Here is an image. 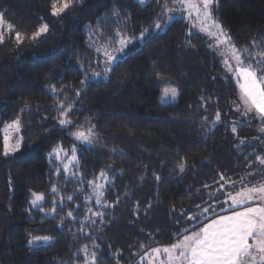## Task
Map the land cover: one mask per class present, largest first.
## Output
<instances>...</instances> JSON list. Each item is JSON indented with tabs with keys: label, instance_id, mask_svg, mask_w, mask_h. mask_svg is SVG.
<instances>
[{
	"label": "trees",
	"instance_id": "obj_1",
	"mask_svg": "<svg viewBox=\"0 0 264 264\" xmlns=\"http://www.w3.org/2000/svg\"><path fill=\"white\" fill-rule=\"evenodd\" d=\"M171 2L74 0L53 16V0H0V264H85V247L98 264H147L141 258L176 242L192 212L213 205L223 215L228 193L264 182L260 121L235 110L239 87L204 37L188 35L182 19L156 33ZM218 16L232 42L253 53L264 0H218ZM43 24L48 31L33 40ZM122 38L132 51L103 79L96 51H113ZM163 81L177 88L175 102L161 103ZM15 119L21 148L5 156L2 128ZM89 128L91 145L75 138ZM60 149L59 159L50 155ZM93 182L104 185L100 205ZM32 192L45 195L43 211ZM45 235L50 245L29 244Z\"/></svg>",
	"mask_w": 264,
	"mask_h": 264
},
{
	"label": "snow or ice",
	"instance_id": "obj_2",
	"mask_svg": "<svg viewBox=\"0 0 264 264\" xmlns=\"http://www.w3.org/2000/svg\"><path fill=\"white\" fill-rule=\"evenodd\" d=\"M144 2L145 0H140L141 4ZM216 2L217 0H173L177 7L170 11L175 12L184 9L189 19L195 14V19L200 22L201 30L215 35L218 47L221 45L225 46V51L234 61L233 65V63L225 59L226 69L236 79L239 87V103L235 110L242 112L245 116L251 114L249 116L250 119L259 118L261 122H264V49L253 55L248 46L238 48L219 21L213 16V5ZM73 3L74 0H53L51 14L59 16L69 9ZM172 18L171 15L168 17L169 20ZM3 25V14H0V26ZM155 28L163 31L159 23L155 25ZM213 30L215 31L213 32ZM7 31H14L13 25L8 24ZM47 31L48 25H41L32 36V39H37L42 33ZM147 31V29H143L139 39L143 40ZM15 38L18 43L23 39L19 32L15 33ZM4 40V31H0V43H3ZM131 42L130 39L122 38L120 40V48L117 51L123 52ZM252 47L259 48V45L256 41H253ZM105 55L107 60L104 66V75L107 76L108 73L114 71L112 65L117 57L107 52ZM93 76L99 77L100 73L94 72ZM81 83L83 84L84 81ZM52 91L55 92V87H53ZM178 94L177 88L169 85L163 89L161 100L164 102L169 96L172 100H175ZM220 120L221 115L217 112L213 127ZM60 123L63 125L66 121L61 120ZM20 127L19 119L13 120L11 124L6 126L9 131L16 133L20 131ZM260 130L264 132V129ZM232 132H237L235 122L232 123ZM74 135L81 143L89 145L93 143V130L91 128L87 132L79 131ZM22 139V137H18L10 145L11 137L6 133L3 141L4 155L7 156L10 152L19 150ZM243 143L241 141V144ZM60 151L62 149L53 150L50 155H54L59 159ZM256 159L260 165H264V157L257 156ZM179 170L184 172L185 164H180ZM64 171H69L68 165L64 166ZM100 178L111 183V181L107 180L104 171H101ZM224 179L221 176V180ZM93 189L97 196L96 203L100 205L101 198L104 195V185L94 184L93 182ZM51 191L55 193L57 189L52 188ZM31 195L33 197L32 206L43 211L42 202L45 200V195L36 192H32ZM67 199L71 201L73 197L68 196ZM228 200L231 203L228 208H222L225 213L223 215L216 213V208L213 205L204 207L200 213L188 215V221L196 222L193 225L191 234H187L189 229L185 227L182 232L175 234L176 242L169 246L152 248L151 254L146 253L145 257L141 259H148V264H156L157 261L158 264H264V182L254 183L250 187L245 186L242 190L236 191L235 195L228 193ZM227 202L224 201V203ZM62 205L63 201H61V209ZM107 206V204L103 205V207ZM196 207L199 208L200 206L197 205ZM213 213H215V216L212 215ZM50 214H56V206L52 207L51 213L46 212L45 216ZM67 215L74 219L72 211H69ZM94 215L103 219L102 212H96ZM180 236L183 238L180 239ZM52 241L53 238L48 235L34 236L29 240V244L43 242L45 245H50ZM81 251L85 254V264H98L95 252H92L89 258L86 247L81 249Z\"/></svg>",
	"mask_w": 264,
	"mask_h": 264
},
{
	"label": "rangeland",
	"instance_id": "obj_3",
	"mask_svg": "<svg viewBox=\"0 0 264 264\" xmlns=\"http://www.w3.org/2000/svg\"><path fill=\"white\" fill-rule=\"evenodd\" d=\"M133 1H135V2H137V3H139V4H141V3H140V0H133ZM149 1H150V0H145V2H144L143 4H146V3H148ZM143 4H142V5H143ZM176 7H177V6L173 3V0H172V2H171V7L168 8L167 13H166L165 24L161 26V27L163 28V31H159V30L156 29V33H157V32H158V33H162V32H164V31L166 30L167 26H168L173 20H175V19H182V20H185L186 23H187V25H188V28H187V34H188V35H189V34L191 35L192 32H193V33H197V34H201V35L204 37V39H205V41H206V43H207V45H208L210 51L213 52V54H214V55L220 60L221 67L224 69L225 73H226L227 75H230L231 78H233V79L235 80L236 84H237L236 79H235V78H234V77H233V76L227 71V69H226V65H225V63H224L225 59H227L229 62L233 63V65H234V61H232L231 56L225 51V46L221 45V46L218 47V46H217V41H216V37H215V35L209 34V32H206V31H202V30H201L200 22L197 21V20L195 19V14H193V17H192L191 19H189L188 15H187V12H186L184 9H181L180 11H175V12L170 11L171 9H175ZM213 9H214V10H213V16H214V18H215L216 20L219 21V16H218V0H217V2L213 5ZM170 15L173 17L171 20L168 19V17H169ZM219 23H220V21H219ZM220 24H221V23H220ZM1 28H2V26H0V31H1ZM214 31H215V30H213V32H214ZM227 35H228V33H227ZM258 37H259V38L257 39V42H256V43L259 45V48H255V50H254L253 53H252L253 55H255L256 53H258L261 49H264V31H261V32L259 33V36H258ZM127 39H129V38H127ZM130 40H131V39H130ZM131 41H132V40H131ZM133 42H134V41H133ZM142 42H143V40H141L140 44H141ZM131 44H132V42H131L130 44L127 45V47L124 49L123 52H119V51H117V49H119L120 47H117V48H116L115 50H113V51H104V52H103V51L100 49V50H98V51H96V52H97L98 54H100V55L103 57L104 63H105L106 60H107V56L105 55L106 52H107V53H110V54L113 55V56H116L117 59L113 62V64H114L115 62H117V60L123 59V58H124L129 52L132 51V49L129 48V46H130ZM108 74H109V73H108ZM107 76H108V75H107ZM107 76H105L103 79L107 78ZM162 83H164L163 89H164L165 87H167V86L170 85V84H167L168 82H166V81H163ZM237 85H238V84H237ZM170 86H172V85H170ZM173 87H174V86H173ZM162 95H163V90H162V93H161V96H160V101H161V103H163V104L173 103V102H175V101L177 100V97H176L175 100H172L171 97L169 96L164 102H162V100H161ZM250 115H251V114H249V116H250ZM256 119L259 120V118H256ZM259 121H260V120H259ZM11 123H12V122H11ZM11 123L5 124V125L3 126V128H2L3 137L5 136L6 133H7L8 135H10V137H11L10 145H11V142H14L16 138L21 137V136H20V131H19L18 133H16V132H14V131H9V130L6 128V126L9 125V124H11ZM260 127H261V129H264V122H261V121H260ZM21 144H22V141H21ZM21 144H20V148H21ZM20 148H19V149H20ZM17 151H18V150H17ZM15 152H16V151H15ZM15 152H10L9 155H11V154H13V153H15ZM234 195H235V194H234ZM230 202H231V201L229 200V203L226 204V208H228ZM203 208H204V207H203ZM203 208H199L198 210L192 212L191 214H193V213H200V212L202 211ZM222 208H224V207H222ZM195 223H196L195 221H188V220L186 219L183 223H181V224L178 226V228L176 229V233H178V232H182L183 229H184L185 227H187L188 229L193 228V225H194ZM148 254H151V251H150ZM145 262L148 264V259H146ZM156 264H158V261L156 262Z\"/></svg>",
	"mask_w": 264,
	"mask_h": 264
}]
</instances>
